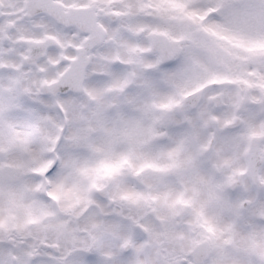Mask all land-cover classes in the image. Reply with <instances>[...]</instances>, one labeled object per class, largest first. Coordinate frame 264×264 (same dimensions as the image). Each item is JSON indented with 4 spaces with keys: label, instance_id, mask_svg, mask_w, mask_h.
I'll use <instances>...</instances> for the list:
<instances>
[{
    "label": "snow or ice",
    "instance_id": "obj_1",
    "mask_svg": "<svg viewBox=\"0 0 264 264\" xmlns=\"http://www.w3.org/2000/svg\"><path fill=\"white\" fill-rule=\"evenodd\" d=\"M0 264H264V0H0Z\"/></svg>",
    "mask_w": 264,
    "mask_h": 264
}]
</instances>
